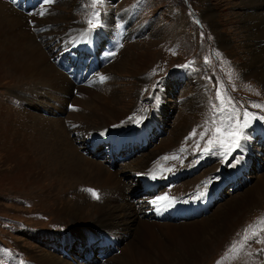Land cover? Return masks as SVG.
<instances>
[{
  "label": "rangeland",
  "instance_id": "374dc122",
  "mask_svg": "<svg viewBox=\"0 0 264 264\" xmlns=\"http://www.w3.org/2000/svg\"><path fill=\"white\" fill-rule=\"evenodd\" d=\"M8 2L13 3L10 0ZM15 4L19 5V7L14 5L18 12L26 14L23 19L25 25L19 27L18 33H26L28 31L25 29H29L32 36L31 42L34 40L38 44L49 43L51 37L47 36L48 32L57 33L53 38H56L60 44L59 53L52 56L51 60L53 63L56 62L55 65L64 69L67 73L61 70L74 83L78 76L82 77L80 80H83L84 85L100 82L98 77L105 73L109 80L114 78L115 85L113 86L119 89V95L117 96L118 101L111 103V106L129 115L122 121L118 119L112 127L105 128L102 132L107 134H101L96 140L103 129L99 116L106 115V113L97 111L92 114V119L84 125V136L80 143L84 149L80 150L84 152L83 154L88 152L87 156H93L94 159L105 163L110 171L121 173L125 184L123 187L116 186L115 194H121L122 191V198L126 202L130 204L140 202L147 205H150L156 197L167 194L175 198L170 206L165 207V201L159 202L160 212L155 209L156 205L151 204L150 207L156 210L158 216L162 218L168 216L165 222L172 218V220L186 223L198 219L201 221L203 218V220L213 218L219 211L232 215L231 207L242 204L241 202L250 196L251 190H255L254 200L257 202L245 206L246 208L241 211L239 205L237 207L239 209L233 211L232 218H235L237 212L242 214L243 218L229 230L219 247H213L204 256L200 264H217V261L219 264H264V251H258L264 249V191L256 187L258 181L264 177V121L255 120L249 128L245 129L249 137L244 142L245 147L232 154L242 157L239 163L232 161L231 157L228 158V163L223 162V158L216 154L218 149L204 153L202 150L211 131L204 139H200L199 136L204 127L211 126L210 102L219 106L215 95L218 81L223 82L227 95L232 98L240 110L241 119H243L244 109L257 115H264V107H254L255 104L264 106V86L245 74V66L258 49V41L249 34V30L242 29L244 26L242 18L246 9L240 4V0H106L104 4L98 3L96 6L101 13L103 27L98 28L92 34L90 43H80L81 45L78 41L82 39L81 33L87 27V19L92 12L90 0H54L51 4H43L41 0H17ZM204 10L214 11L211 21H206L203 15ZM40 12L44 14L40 15ZM46 20L54 23L45 29L41 23ZM110 20L112 24L108 25ZM74 25L84 27V29L79 34H71V28ZM56 27L60 30L55 29ZM100 30L102 32L96 34ZM128 40L135 48H128L126 58L120 60V53L125 50ZM77 44L90 47L94 50V55L79 48V51H82L86 57L74 59L70 54L73 51H68V49ZM96 44L98 48H93ZM43 46V49L48 50L46 45ZM147 47L151 52L145 50ZM217 51L222 54V60L215 56L214 53ZM109 52L116 54L108 56ZM62 53L67 56L62 58L60 56ZM140 53L142 57L136 59ZM149 53L152 55L151 60L147 59ZM205 57L208 58V63H205ZM119 60L125 64L124 68L115 66ZM147 61L152 64L144 68ZM190 61H194L190 68L180 67ZM139 66L144 69L141 73H137L138 70L135 69ZM229 75L232 77L231 80ZM106 80L104 82H107ZM200 82L207 98L196 105L193 100L197 93L196 84ZM36 90L38 89H34V82L32 84L24 82L17 87L12 84L10 78H6L0 84V103L18 110L21 108L24 112H42L46 115L47 111L40 112L36 109L38 104L35 101L21 100L25 95L32 98ZM41 91L46 92L45 97L49 95L43 85ZM86 95L87 92L82 98L84 99ZM41 99L45 100V98ZM154 107L157 110L153 109ZM194 107L201 108L203 112L192 110ZM149 113L151 116H148ZM15 117L16 114H14ZM205 121L209 123L206 125ZM23 123L20 121V128ZM27 123L32 125V121H27ZM88 128L99 132L90 134ZM194 129L196 135L186 139ZM26 130L32 131L31 129ZM33 134L35 132H30L29 136ZM197 141H199V149ZM161 149L165 153L160 156L159 163H167L170 166L178 165L181 168L179 171L171 169L166 172L168 168L164 174L162 173L163 175L153 179L151 173L143 172L144 161H147L148 156L154 153H161ZM172 156H177L178 159H165V157ZM8 157V151L0 148V264H38L34 262L33 257L44 254V251H52L61 260L64 259L65 264H109L108 260L120 255L126 243L131 240L125 228L121 230L112 228L118 238H110L103 231H96L89 241L85 240L89 228L82 232L79 229L83 226L70 227L66 222H56L53 215L50 216L51 212L41 207L44 199L53 202L56 198L59 199L61 206L63 204L60 201L61 198L65 201L70 200L75 190H67L59 195L58 189L54 187L63 184L60 178L51 177V179L49 175L41 174L31 165L17 164L15 157ZM210 157L214 160H210ZM14 171L22 176L20 179L15 177L18 181L16 185L3 178L4 175H10L8 173H15ZM158 180H163L164 183H156ZM202 181L205 184L201 186L200 191L205 193V198L203 200L201 198V201L194 200L195 202L186 201L184 198H187V195ZM19 182L22 186L27 182L30 186L45 182V187L42 188L53 187L54 189L48 192L44 189L29 193L18 192ZM222 182L224 183L218 188ZM14 188L17 189L13 190ZM89 188L93 189L88 187L85 189L86 192L84 189H78V192L92 196L88 191ZM205 200L206 204H204ZM70 204L74 205L75 201H70ZM202 212L204 213L197 217L183 220L189 214ZM145 214L147 215V212H142L140 219L147 218ZM151 217L156 219L154 214H151ZM139 220L132 223V232L140 223ZM245 228H248L249 236L253 231L259 232L257 239L262 242L257 243L255 240H250L238 253L231 251L234 241L237 242V248L243 243ZM214 230L215 228L204 230L202 227L193 226L175 232V236H171L173 243L171 255L164 258V264H172L173 261H177L178 257L186 254V248L180 243L179 236L195 239L198 234V236L203 235V238L212 240ZM119 239L126 240L125 245L118 244ZM183 240L187 243L189 238ZM144 244L145 251L153 249L155 253L159 251L157 247L159 245L156 244L151 231L150 238ZM49 248H51L50 251ZM92 250L94 256L91 254ZM86 251L89 255L84 256ZM103 251L107 256H101ZM140 264H147L143 257Z\"/></svg>",
  "mask_w": 264,
  "mask_h": 264
},
{
  "label": "bare ground",
  "instance_id": "6f19581e",
  "mask_svg": "<svg viewBox=\"0 0 264 264\" xmlns=\"http://www.w3.org/2000/svg\"><path fill=\"white\" fill-rule=\"evenodd\" d=\"M8 1L9 0H0V84L6 78H10L12 84L17 87L24 82H31V84L34 82V89H38L34 92L35 96L31 98L28 97V95H25L22 96L21 100L35 101L38 104L36 108L37 110L40 112L47 111L48 113L46 115L42 112V114L38 112L28 113L22 111L21 108L18 110L0 103V148L8 151L10 158L11 156L15 157V162H17V164L27 163L26 166L31 165L32 168L38 169L41 174L49 175L50 178H60L63 181V184L54 187L58 189L57 193H59V195L63 194L64 191L67 192V190H75L74 196L70 200L65 201V199L61 198L60 201L63 202L61 206L59 204V199L56 198L53 202L44 199V203L42 202L43 205L41 207L44 208V210L51 212L50 216L52 214V217L55 218L56 222H66L70 227L83 226L79 229L82 232L89 228L86 232L85 238L87 241L93 237V233L96 234V231H103L104 234L106 233V235L110 238H118V235L116 236L117 233H115L112 228L115 230L125 228L127 236H131V240L127 243L124 239L118 240V244L125 245L126 243V245L120 255H117L118 257H113L107 261L109 264H140L142 257L146 260L147 264H164V258L171 255V245L173 244L171 236L174 237L175 232L185 230V227L193 226L202 227L204 230L215 228L212 240H209L206 237L203 238V235L198 236V234L195 239L186 236H179L180 243L183 247L185 246L184 248H186V254L178 257L177 261H173L172 264H200L204 259V256L208 254L213 247H219L224 242L225 236L229 230L232 227L234 228V226H236L243 218V215L239 212H237V214L235 213V218H232L234 215L233 211L238 210L239 208L241 211L246 208L245 206L252 205L256 201L254 200L256 198L254 195L255 190H251L250 196L241 202L242 204H233L234 206L231 207L232 215L231 213L225 214V212L219 211L215 215L213 214V218L209 217L205 220H203V218L201 221L198 219L186 223H181L179 221H177L178 223L174 221L165 222L160 219H152L151 214H156V208L154 209L150 207L152 204L151 202L150 205L140 202L130 204L122 198V191L121 194H115V187H123L125 184V182L123 183V179L120 175L121 173L116 171L113 172L112 170L110 171V168L107 167L105 163L94 159L93 156H87L88 152L83 154L84 152H81L83 147L80 145L81 139L84 136V125L92 119V114L95 112L103 111L106 113V115L99 116L101 122L103 123V126L101 127L103 129H101L100 132H102L105 128L112 127L114 123H117L116 121L118 119L119 121H122L124 117L126 118V116L129 115L128 113L120 111L117 107L111 106V103L118 101L117 96L119 95V89L116 86H113L114 78H111L110 80L108 79V81L106 80L107 82L103 83H86L87 85H84L83 82L77 84L74 83V81L71 80L60 67L55 65L56 62L53 63L51 60V57H54V55L59 52L58 49L60 44H58L56 38H53L57 33L49 31L48 35H46L51 37V41L49 43L41 42L38 44L33 40L36 44L35 45L32 43L33 41L31 42L32 36L30 35L31 32L29 29H25L28 31L26 33H18L19 27L25 25L23 23V19L26 14L16 10V7H19V5L15 4L17 3V0H10L13 3ZM240 4H242V6L246 9L244 10L245 12L242 18L244 25L242 29L249 30V34H251V36L258 41V49L255 50L251 60L246 64L245 74L248 78H254L260 83L257 81L253 82L263 84L264 86V0H240ZM213 12V10L203 11L206 21L209 22V20L211 21L213 19ZM42 22L43 23H41V25L45 29L48 25L54 23L53 21L47 20ZM111 24L112 22L110 20L108 25ZM75 25L71 28V34L81 33L84 27H75ZM55 29L60 30L59 27H56ZM64 36L65 35H63V39H65ZM224 42L227 41L224 40ZM43 45H46L48 50L43 49ZM133 47L134 45H132V42L128 40L125 50L120 53V60L122 58H126L125 55L128 48L130 49ZM145 50L151 52L148 47L145 48ZM140 57H142V53L138 54L136 59H140ZM132 58L134 59V56ZM151 58L152 55L149 53L147 55V59L151 60ZM120 60L115 66L124 68L125 64H122V61ZM149 62L150 61L145 62L146 65L144 68L151 66L152 63L150 64ZM259 63H261L260 66ZM135 69L138 70L137 73H141V71L144 70L140 66ZM90 74L92 73L90 72ZM42 85L49 93L46 97V92L41 91ZM196 91V98L195 100H192L193 103H196L197 105V103L201 100H205L207 95L204 94V87L201 82L196 84ZM85 92H87V95L83 99L82 97ZM161 93L163 94L164 91ZM41 98H45V100ZM160 99H162V97H160ZM153 109H155V107ZM192 110L203 112V110L199 107H194ZM14 114H16L15 118ZM148 116H151V114L149 113ZM20 121L24 122L21 128ZM27 121H32V125H29ZM26 129H31L32 131H27ZM88 131L90 134L99 132L92 129H89ZM30 132H35V134L30 135L32 136L30 137ZM100 132L96 137V140H98V137L101 134L106 133ZM37 133L39 135H36ZM168 146L171 145L169 144ZM162 151L163 150L161 149V153L158 152L157 154H152L150 157L148 156V160L144 161L145 168L143 172L147 171L151 173L150 175L155 174L157 177H160L168 168L169 169L166 170V172L171 169L173 171L175 169L176 171L180 170L181 167L178 165L170 166L167 163L158 162L160 156L165 153ZM132 173L136 174L138 172ZM8 174L10 175H4L5 177L3 178L12 181L14 185L18 183V181L15 180V177H18L19 179L22 177L21 174L17 172ZM44 183L38 185L31 184V186L28 182L24 184V186L20 183V186H18L21 189L14 188L13 190L17 189L18 192L29 193L39 189H44L46 192L54 189L53 187L42 188L45 187ZM203 184H205L204 181L200 182L198 186L187 195L188 197L184 199H186V201L193 202H195L194 200L197 201L201 198L203 200L205 198V193L201 195L200 191ZM88 187H92L98 191L100 194L99 200L92 198L93 196H90V194L86 195L84 192H78V189L85 190ZM256 187L257 189L264 191V177L258 181ZM73 200L75 201V204L71 205L70 201ZM239 205L240 207L237 208ZM147 206H149L148 209ZM142 212H147V215L145 214L147 218L140 219V214ZM238 214H240V216H238ZM85 220L86 222H84ZM136 220H139L140 223L132 232L133 229H131V226ZM150 231L153 232L155 242L159 245L157 246L159 248L157 256L154 249L145 251L146 247L144 246V242L150 238ZM186 238H189L187 243L183 240H187ZM48 250L50 251L51 248ZM44 252L45 253L42 255H36L33 257L35 259L34 262L38 264L66 263L64 259L61 260L56 256V254H53L52 251Z\"/></svg>",
  "mask_w": 264,
  "mask_h": 264
},
{
  "label": "snow or ice",
  "instance_id": "6c2138e0",
  "mask_svg": "<svg viewBox=\"0 0 264 264\" xmlns=\"http://www.w3.org/2000/svg\"><path fill=\"white\" fill-rule=\"evenodd\" d=\"M54 0H42L43 4H51ZM106 0H90L92 12L89 14V18L87 19V27L82 31L81 36L82 39L78 41V43H90L92 34L98 29L103 27V21L101 19V13L97 10V4H104ZM43 15V12L39 13ZM95 20V22H93ZM199 23V21H197ZM203 35V33L201 34ZM115 52H109L108 56H114ZM175 54V53H174ZM215 56L218 59L222 60V54L220 52H215ZM208 58L205 57V63H208ZM223 62V61H222ZM194 61H190L185 65L180 67L190 68ZM231 75H229V79L231 80ZM99 81L103 83L108 77L104 75H100L98 77ZM211 79V78H209ZM159 83V82H157ZM216 101L218 105L210 102V112L212 115L211 126L204 127V130L199 133L200 139H204V137L211 131L210 137L207 139L205 143V147L203 148L204 153L212 152L214 149H218L217 153L219 156L223 158V162L228 163L229 157L232 158V161L235 163H239L242 157L233 156L232 154L237 150H243L245 147L244 142H246L249 137L245 133V129L249 128L253 121L260 120L264 121V115H257L255 113L249 112L247 109H244L242 112L243 119L240 118L241 113L240 110L236 107L232 98L227 95L226 89H224L223 82L218 81L216 85ZM254 107L261 108L264 107L260 104H255ZM217 116H219V120H217ZM139 122V121H137ZM209 122L205 121L207 125ZM196 135V130L194 129L192 133L189 134V137L186 139H190ZM197 143V148L199 149V141ZM183 151V149H181ZM165 159H178L177 156L165 157ZM153 179H156V175H152ZM88 191L92 194L94 199L99 200L100 194L95 189H88ZM203 195V193H201ZM174 197H169L167 194L163 196L156 197L151 203L156 205L157 212L161 211L160 203L161 201L167 202L165 207L170 206L172 201H174ZM245 235L242 237L243 243L240 244V247L237 248V242L234 241L231 246V251L239 252L243 249L250 240H255L257 243L262 242L259 237V232L253 231L251 236L248 235V228L244 229ZM258 251H264V249H259ZM219 264V261H217Z\"/></svg>",
  "mask_w": 264,
  "mask_h": 264
}]
</instances>
